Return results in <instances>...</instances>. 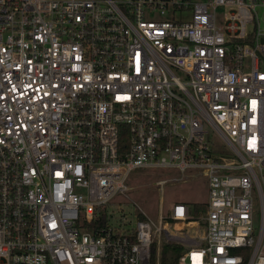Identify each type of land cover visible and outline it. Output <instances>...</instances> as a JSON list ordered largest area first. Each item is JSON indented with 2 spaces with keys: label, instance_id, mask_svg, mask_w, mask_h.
I'll list each match as a JSON object with an SVG mask.
<instances>
[{
  "label": "built area",
  "instance_id": "obj_1",
  "mask_svg": "<svg viewBox=\"0 0 264 264\" xmlns=\"http://www.w3.org/2000/svg\"><path fill=\"white\" fill-rule=\"evenodd\" d=\"M137 168L177 174L160 198L201 175L204 216L114 224ZM162 243L264 264V0H0V264H160Z\"/></svg>",
  "mask_w": 264,
  "mask_h": 264
},
{
  "label": "rangeland",
  "instance_id": "obj_2",
  "mask_svg": "<svg viewBox=\"0 0 264 264\" xmlns=\"http://www.w3.org/2000/svg\"><path fill=\"white\" fill-rule=\"evenodd\" d=\"M227 11V8L218 9V19ZM168 17V16H167ZM189 17V14H188ZM203 128L205 130V139L209 144L219 151L222 157H226L228 153L227 145L218 131L214 126L206 120H202ZM195 176L189 177L186 181L176 183L170 180L164 185L162 198H160V186L156 184L159 179H170L177 174L171 169L163 168H137L132 170L127 177V186L129 190L125 194H117L111 201L110 206L106 208H101L104 210H111L113 212V222L118 224L120 220V214L123 213L126 217L125 225L128 226L139 218L140 210H143L152 220L155 222L158 219V214L160 207L163 210V214H166L171 206V203L178 199L186 200L190 203H206L208 200L207 183L206 180L201 177V175L194 173ZM161 204V206H160ZM199 216L203 217L204 212ZM261 216L258 200L254 199V213H253V226L255 231L258 230L260 226ZM182 224L172 225V233L177 231L175 228L182 227ZM185 230H189L192 234L197 229L198 239L204 231L203 220L195 229L183 227ZM165 243L161 244V253L164 248H168V251L172 252L173 245L170 247H165ZM178 253L185 252L177 248ZM161 256V254H160Z\"/></svg>",
  "mask_w": 264,
  "mask_h": 264
},
{
  "label": "trees",
  "instance_id": "obj_3",
  "mask_svg": "<svg viewBox=\"0 0 264 264\" xmlns=\"http://www.w3.org/2000/svg\"><path fill=\"white\" fill-rule=\"evenodd\" d=\"M124 131L122 133L121 137V145L124 146L126 145V138H125V132L127 129L124 126ZM192 206V216L198 217L201 213L206 211V204L205 203H191ZM101 224L105 223V218L102 217V219L99 221ZM180 253L177 251H168V248H164V250L161 253L160 256V264H177V259L179 257Z\"/></svg>",
  "mask_w": 264,
  "mask_h": 264
},
{
  "label": "crops",
  "instance_id": "obj_4",
  "mask_svg": "<svg viewBox=\"0 0 264 264\" xmlns=\"http://www.w3.org/2000/svg\"><path fill=\"white\" fill-rule=\"evenodd\" d=\"M186 204L188 205V207L191 209V211H192V206H191V203L190 202H188V201H186ZM170 208H171V206H170Z\"/></svg>",
  "mask_w": 264,
  "mask_h": 264
}]
</instances>
